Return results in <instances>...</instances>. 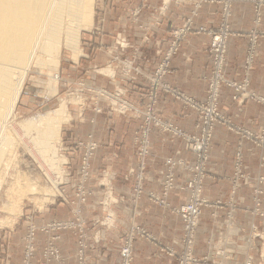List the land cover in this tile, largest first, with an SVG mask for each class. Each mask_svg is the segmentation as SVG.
<instances>
[{
  "label": "crops",
  "instance_id": "1",
  "mask_svg": "<svg viewBox=\"0 0 264 264\" xmlns=\"http://www.w3.org/2000/svg\"><path fill=\"white\" fill-rule=\"evenodd\" d=\"M141 3L145 8L142 9L141 17L134 19L137 33H135V42L133 46L131 45V48L134 47L139 52L134 53L131 48H128L130 49L128 51L119 49L115 44L120 32L117 30V34H104L98 36L99 38L95 33L88 34L86 45L92 47L100 44L101 48L87 50V54L82 57L87 61L92 59L90 68L94 70L101 68L103 72H109L111 77L102 75L98 82H94L95 85L108 89L126 88L137 71L139 75L136 76L134 89L130 95L139 105H142L143 98L147 100L146 95L153 81L152 76L169 50L172 39V35H169L170 28L174 23L179 24L184 21L191 12L189 5L178 8L174 1L169 4L165 0H141ZM160 7L166 9V16L161 17L159 23H153L154 15ZM253 9V4L248 2L234 4L231 27L235 34L229 40L226 67V77L229 81L242 82L245 79L244 66L250 34L256 29ZM221 11L218 5H204L196 24L216 27ZM105 20L109 19L104 17L103 23L106 22ZM117 22L120 26L123 19L118 18ZM210 42L211 37L208 35L190 36L181 51L172 59L163 80L164 85L174 87L198 100H205ZM258 51L256 65L250 72L251 90L264 96V36L260 39ZM72 68H77V64L72 62ZM131 68L134 73L131 72L130 75L128 70ZM233 95L234 92L230 87L223 88L221 111L234 122L258 131L260 123L264 120L263 106L248 102L245 106L239 107L234 102ZM100 106L105 113L96 115L94 111L89 112L85 123L80 124V127L78 126L79 128L74 131V136L85 142L94 140L100 144V149L93 160V172L98 176L103 173L111 176L113 196L119 203L113 207L117 216V225L111 229L97 227L102 241L98 243L99 245L89 243V262L90 264H121L120 253L124 237L135 225L143 227L152 239L135 242L133 264H178L177 256L185 248L184 223L173 208L189 201L190 193L184 186L192 174L187 166L195 164L196 156L185 148L183 139L163 134L154 128L150 134V155L146 161L145 193L136 197L133 189L135 178L128 180L127 175L131 169H137L139 165L134 137L140 123L121 120L118 117L112 119L109 110L106 109L107 103L102 101ZM156 110L166 121L176 123L188 133L199 134L196 113L169 95H161ZM239 150L244 155L245 172L252 180L248 182L249 186L239 187L235 196L238 206L234 207L236 223L229 225L226 208L217 207L215 204L227 203L233 196L231 191L232 183L236 180L235 156ZM263 157V149L241 140L226 127L217 126L204 190V197L212 205L203 210L194 247V256L200 260V264H245L248 259L258 260L259 249L260 246L262 250L264 249V242L258 240V247H255L254 234L259 232L264 235V217L254 213L256 196L252 187L260 177H264ZM168 159L184 161L185 166H180L175 171L176 189L165 197L167 206H159L151 201L149 194L155 193L164 197L163 181L167 171L165 163ZM95 182L93 179L88 184L93 187L96 185ZM93 190V196L89 198V204L84 211L89 220L101 215L98 202L103 197V189L96 185ZM262 202L261 211H264V197ZM231 210L233 208L230 207L229 212ZM59 244L64 255H72L67 264H76L74 254L78 249L77 243L70 235H65ZM222 249L229 252L230 257L227 260L215 255V252L218 255ZM165 250H172L177 256L168 255Z\"/></svg>",
  "mask_w": 264,
  "mask_h": 264
},
{
  "label": "rangeland",
  "instance_id": "2",
  "mask_svg": "<svg viewBox=\"0 0 264 264\" xmlns=\"http://www.w3.org/2000/svg\"><path fill=\"white\" fill-rule=\"evenodd\" d=\"M165 1L169 4L171 1H174L178 8L182 7V5H189V7H191V12L189 16L184 18V21H181L182 23H174L170 28L169 35H172V39L169 50L152 76L153 81L146 95L147 100L143 98L142 105L135 102L130 95L131 91L134 89L136 76L139 75L136 73L137 71L135 72L136 76L133 75L126 88L116 87L108 89V87L97 86L94 82H98V79H101L102 75L111 77L108 74L109 72H103L101 68L95 70L90 68L92 66V59L87 61L82 58L87 54V50L91 51L101 48L100 44H95L92 47L86 45V39H88V34L90 33H95L97 38H99L98 36L101 37V35L104 34H117V30H119V35H117L115 41L116 46L119 49H126V51L130 50L128 48L133 46L135 42V33H137L135 31L134 24L136 22L134 19H139L142 15V9L145 8L144 5H141V0H95L94 25H92L90 29L82 31L77 50L74 52L73 49L71 50L67 48L64 43V45H62L61 55L58 58L59 64L57 63L58 69H56V71H51V69L49 70V68L43 67V69H32L29 73L28 78L23 85V91L18 105L8 124V136L10 137L11 134L12 138H10L13 140V144L9 146L10 148L8 147L6 149L8 151H6L8 156L7 158L5 157L6 160L1 165L2 171L0 170V264H67L69 257L72 255H64L59 244L62 242L65 235H70L74 242L77 243L78 249L74 254L76 264H78V257L81 253L85 256L87 264H90L88 258L89 243L93 242V244L99 245L98 243L102 241L101 234L97 227L103 226L106 229H111L117 225V216L113 207L117 205L119 201L113 196L111 176L107 173L100 174L99 176L95 175L92 168L93 160L100 149V144L94 140L85 142L74 136V131L80 127V124L85 123L89 112L94 111L96 115H102L105 113V110L100 106L102 101L107 103L106 109L109 110L112 119L118 117L121 120L137 121L140 123L134 137V145L139 165L137 169H131L128 172V180L137 178L140 171V148L142 146V141L144 140V131L148 128L143 120V113H148V108L152 105L155 113L162 118L163 121H166L156 110V105L158 104L161 95H169L174 100L181 102L184 107L189 108L196 113L198 117L197 129H199V134L188 133L176 123L166 121L172 125L174 130L176 129L186 133L189 140H185L173 133L163 134H170L172 137L183 139L186 149L189 150L191 149V146L194 147L197 144L195 139L202 140L203 138H207L209 131L208 139L211 141L210 149H212L215 130L217 126L222 125L230 132L238 135L241 140L252 143L256 147L263 149L264 152V120L260 123L258 131H253L252 129H248L243 125L234 122L221 111V96L224 87H230L233 90V100L239 107L245 106L248 102H255L264 108V96L251 90L250 80V72L254 69L258 59L260 39L264 36V0ZM239 2L253 4L254 24L256 26V29L250 34V42L244 66L246 76L242 82L229 81L226 77L229 40L235 34L231 27L233 7L235 3ZM206 4L218 5L221 7L222 11L220 13V19L216 27H207L196 24L200 11ZM164 16H166V9L160 7L154 15L153 23H159V21L162 20L160 18H164ZM104 17L109 19L107 21L105 20V23H103ZM118 18L123 19V23H121L120 26L117 24ZM185 26L187 27V35L181 41H177L176 33L184 29ZM188 28H190L189 31ZM200 28H205V32L199 33L198 29ZM192 35H208L211 37L208 49L209 73L205 78L208 87L206 99L201 101L170 86L174 94L182 93L186 96L188 102H185L184 100H178L175 97L176 95L173 96L171 94H166V92L160 87L156 88L153 86V83L155 79L159 78L157 75L160 69H162V65L168 64V69L172 59L181 51L183 44ZM218 36H226L228 39L226 45L223 47V68L219 66L221 51L218 53L216 51L217 47L214 46V39ZM172 47H174L173 54L168 58L169 60L166 61ZM131 50L134 53H137V51L139 52V50L134 49V47L131 48ZM72 62L77 64V68H72ZM128 71V74L131 75L133 68ZM166 74L163 77H160L161 84H164L163 80ZM55 76L57 77L58 82L57 91L51 93L49 80ZM217 82H219L220 90L218 92V104L215 106V109L213 105V89ZM103 91L109 93L111 96H108L105 93L103 94ZM119 96L121 98L120 101L129 102L131 105L135 106L136 110L127 109L126 111H122L123 108H128V106L117 101ZM153 102H155L154 105L152 104ZM61 105L65 108L67 114L61 118L62 122L59 135L56 137L54 136L57 140L55 138L51 140L54 141L55 139V141L52 142L53 144L51 147L53 148V154H55V161H58L52 165L53 169H46L40 166L43 161L39 159L40 157H36L38 155L35 147L29 143L28 137H24L22 133L15 131L14 128H17L18 124L20 125V123H24L27 120H32L35 117L56 111L59 107H62ZM157 129L159 130V128ZM91 145L95 149L92 152L90 160L91 169L89 170L88 175H85L81 169V162L87 149H90ZM147 145L150 147V151V135L147 139ZM149 155L150 153L148 154L146 161L148 160ZM235 161L236 180L232 183L231 191V196H233L227 203L217 202L215 204L217 207L226 208L229 225L231 223H236L234 207L238 206L235 201V196L239 187L243 185L249 186L250 184L248 182L252 180L245 172L244 155L241 150L237 152ZM8 162H10V164L7 165L9 167L6 166ZM146 170L143 173L144 178H146ZM132 171H134L133 175H131ZM207 175L204 181L203 197ZM192 178L193 176L191 175L190 180L184 186L185 189L192 181ZM93 179L96 181L95 184L103 189V197L98 202V205L101 208V215L98 217L95 216L94 219L89 220L86 218L84 211L89 204V198L93 196V189L96 187V185L91 187L88 184ZM19 180L22 182L25 181L23 182L24 187H18ZM175 185L168 194L176 189ZM141 186V194L143 195L145 193V181ZM133 189L137 197V187L135 183L133 184ZM165 189L166 188L163 187V194L165 193ZM252 190L256 196L255 205L253 207L254 213L258 216L264 217V211H261L263 203L262 198L264 197V177H260L257 180V183L252 187ZM110 196L113 197L110 198ZM149 197L152 201L150 194ZM159 197L160 199L163 198L162 196ZM207 203L208 204L204 208L212 205L209 201H207ZM156 204L163 206L160 202H157ZM230 207L233 208L231 212H229ZM178 216L183 221L181 216ZM135 227L145 230L143 227L135 225L129 229L124 237L121 247V264L123 263L122 252L124 246L126 243L131 242V238H134L132 239L131 264L134 262L135 242L140 240H151L142 238L138 235H133L132 229ZM254 240L255 247H258V240L264 242V235L256 232L254 234ZM81 244L86 245V248H81ZM54 250L59 254V258L54 259V257H57ZM166 251L168 255L177 256L172 250H165V252ZM186 254L187 251L185 247L184 251L177 256L178 264H180L182 257ZM215 255L225 258L226 260L230 257L229 252H225V249L220 250L218 255L217 252H215ZM191 257L196 259L195 264L201 263L200 260L194 256V248ZM245 264H264V249L262 250L260 246L257 261L248 259Z\"/></svg>",
  "mask_w": 264,
  "mask_h": 264
},
{
  "label": "bare ground",
  "instance_id": "3",
  "mask_svg": "<svg viewBox=\"0 0 264 264\" xmlns=\"http://www.w3.org/2000/svg\"><path fill=\"white\" fill-rule=\"evenodd\" d=\"M94 8L95 0H0V170L8 156L6 149L13 144L8 124L29 73L43 67L56 71L62 45L65 43L75 52L82 31L94 25ZM49 81L51 93L56 92L57 77ZM66 114L62 106L14 128L28 137L36 157L43 161L42 164L39 161L43 168L53 169L52 165L58 161L51 145ZM23 182L19 180L18 187Z\"/></svg>",
  "mask_w": 264,
  "mask_h": 264
},
{
  "label": "built area",
  "instance_id": "4",
  "mask_svg": "<svg viewBox=\"0 0 264 264\" xmlns=\"http://www.w3.org/2000/svg\"><path fill=\"white\" fill-rule=\"evenodd\" d=\"M192 28V27H191ZM190 28H188L189 31ZM199 33L205 32V28H200L198 29ZM177 35V41H181L186 35H187V27L185 26L184 29L180 30ZM227 37L226 36H218L214 39V46H216V51L220 53L221 51V59L219 62V66L223 68L224 61L222 58V55L224 53V45H226L227 42ZM173 48H171L170 53L167 57L168 61L169 57L172 56L173 54ZM167 67L168 64H163L162 69L158 72V77L157 79L154 80V85L156 88L160 87L162 90L166 92V94H171L175 96L178 100H184L185 102H188L186 96L182 93H175L171 89L169 85H164L160 83V77H163L166 72H167ZM220 90L219 82L215 84V88L213 89V105L214 108L216 109L215 106L218 104V92ZM106 94L108 96L109 93H106L103 91V94ZM120 96L117 98V101L119 103H124L125 105L128 106V108H123L122 111H126L127 109L131 110H136L135 106L131 105L127 101H120ZM153 105L155 102L152 103ZM120 109V108H119ZM121 111V112H122ZM144 116V122L146 123V127H148L144 131V136H143V141H142V146L140 150V156H141V165H140V171L139 174L137 175V178H135V184L137 187V197H140L142 194V186L144 184L145 178H144V171L146 170V158L148 157V154L150 153L147 145V139L148 136L151 133V130L155 128H159V131L162 133H173L176 136L182 137L185 140H189V137L186 133L183 131L179 130H174L172 128V125L167 123L166 121H163L162 118H160L154 111V108L152 105L148 108V113H143ZM210 131L207 134V138H203L202 140L195 139L197 144L193 147L191 146V150L195 156H196V162L192 166H187L188 170L191 172L193 178L190 184L186 187V189L190 193V198L188 203L180 206L179 208H174L173 211L176 212V214L180 215L181 218L183 219L184 223V245L186 247L187 254L182 257L180 264H195L196 259L194 257H191L192 251L195 245V241L197 238V232H198V227H199V221L200 217L202 216L203 213V208L208 204L206 199L203 197V188H204V181L206 179L207 171H208V165L210 161V146H211V141L208 139ZM89 145V144H88ZM94 147L91 145L90 149H87L85 155L83 156L82 162H81V169L85 175H88L89 170L91 169V156L92 152L94 151ZM180 166H185L184 161H176L173 159H168L166 161V167H167V173L165 176V179L163 181V187H165V193L163 194L164 197L160 199L159 196L156 194L150 193L152 201L154 203H161L163 206H167L165 197L168 195V192L174 188L175 185V171L178 167ZM239 168V167H238ZM134 174V171L131 172V175ZM176 187V185H175ZM132 234L133 235H138L141 236L142 238L146 239H152V236L147 233L145 230L135 227L132 229ZM132 239L131 242L126 243L124 246L123 252H122V257H123V263L122 264H131L132 261ZM81 248H86V245L81 244ZM54 252L57 254V257L59 258V254L57 251L54 250ZM53 252V254H54ZM78 264H87V260L83 253H81L78 257Z\"/></svg>",
  "mask_w": 264,
  "mask_h": 264
}]
</instances>
